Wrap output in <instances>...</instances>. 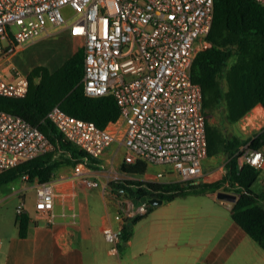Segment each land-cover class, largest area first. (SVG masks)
<instances>
[{"label":"built area","instance_id":"1","mask_svg":"<svg viewBox=\"0 0 264 264\" xmlns=\"http://www.w3.org/2000/svg\"><path fill=\"white\" fill-rule=\"evenodd\" d=\"M264 3V0H257ZM69 5L77 17L67 25L84 48V91L91 96L112 93L117 118L99 126L53 105L46 113L88 156L99 159L114 143L124 148L125 164L142 160L158 169L143 177L119 171L114 179L155 183H197L206 176V116L201 84L191 75L193 60L207 46L214 0H0V95L22 97L29 87L14 55L39 39L49 26L67 24L61 8ZM254 116L241 118L245 129ZM261 128V127H260ZM258 128V129H260ZM53 149L47 136L20 115L0 110V173ZM252 166H264V149L244 147L239 156ZM87 159L72 165V177L85 187L101 181L87 173ZM108 182L106 194L116 198L117 226L107 223L103 236L109 252L117 253L126 221L147 214L151 196L116 195ZM55 181L35 185L34 207L54 219L55 198L64 199ZM23 201L16 213L24 212Z\"/></svg>","mask_w":264,"mask_h":264},{"label":"trees","instance_id":"2","mask_svg":"<svg viewBox=\"0 0 264 264\" xmlns=\"http://www.w3.org/2000/svg\"><path fill=\"white\" fill-rule=\"evenodd\" d=\"M209 45L199 50L193 60L191 75L201 84L206 116L208 155L219 151L228 154L225 174L210 182L155 183L140 179H112L108 186L113 193L131 197L151 196L171 200L188 194L215 192L222 188L237 198L231 203L232 219L264 249V191L251 188L260 168L238 160L239 145L244 142L234 135L227 137L209 117L224 108L227 123H236L256 104L264 108V3L257 0H214L213 22L207 34ZM84 48H77L58 67L50 70L38 64L28 71L29 87L22 97L0 95V110L20 115L38 128L53 144V149L0 173V188L24 175L30 180L46 181L63 166L74 165L84 158L97 169L99 161L65 140L61 131L46 118L55 104L65 111L104 126L117 118L119 105L112 93L91 96L82 82ZM246 144L250 149H264V126L255 130ZM126 173L142 175L148 165L142 160L121 163ZM154 205L149 204L147 213ZM143 217V216H141ZM126 221L122 240L130 235L131 225L140 219ZM30 216L16 213L18 235L29 233Z\"/></svg>","mask_w":264,"mask_h":264},{"label":"crops","instance_id":"3","mask_svg":"<svg viewBox=\"0 0 264 264\" xmlns=\"http://www.w3.org/2000/svg\"><path fill=\"white\" fill-rule=\"evenodd\" d=\"M248 113L254 116L249 126L264 120V108L259 103ZM120 147L117 143L111 145L96 159L99 168L88 166V176L98 178L93 171L101 170L104 161L113 165ZM208 156L203 160L205 174L210 170L206 164L212 163L207 161ZM120 162L123 157L117 163ZM157 169L148 165L142 175H134L143 177ZM33 180L35 187L39 180ZM50 180L65 194L64 199L55 198L53 221L38 214L34 206L32 211L24 207L31 219L29 233L25 237L18 235L16 215L13 229L5 224L6 233L0 234V264H264V249L232 219V202L218 198L216 191L178 196L154 205L131 225L130 235L121 242L118 252L111 253L102 228L107 223L118 225L116 198L111 194L103 196L105 208H115L113 215L106 210L100 217H93L85 195L81 197L84 186L72 177V165L61 167ZM256 180L260 187L254 189L253 183V191H264V166ZM26 186L22 183L15 190ZM21 197L24 203L25 195L21 193Z\"/></svg>","mask_w":264,"mask_h":264},{"label":"rangeland","instance_id":"4","mask_svg":"<svg viewBox=\"0 0 264 264\" xmlns=\"http://www.w3.org/2000/svg\"><path fill=\"white\" fill-rule=\"evenodd\" d=\"M61 12L67 18V24L49 26L47 32L44 33L39 39L29 44L22 51H19L16 55H14L13 61L17 68H19L22 72L27 73L33 66L38 64L46 65L50 70H54L77 48L82 46L81 39L71 35L69 28L67 27V25L77 17L74 9H72V7L69 5H65L61 8ZM209 121L211 124L221 128L227 137L236 135L240 137L241 140H244V142L238 147L240 151L238 152L239 155L243 152L249 136L254 132L255 129H258L256 127L264 126V120L259 121V123L255 124L254 126H248L245 129L240 126L241 121L229 124L225 120L223 107H220L217 111H215L209 117ZM122 157L123 147H120L119 151L115 155L113 165L104 161L101 170L93 171V173L98 174V179H100L102 182H107L114 179L116 176H120L119 170L121 162L119 164L117 162H119ZM239 159L240 157L238 156V160ZM209 160H212V163L206 164V167L210 170L206 174L205 178L203 180H199V182H210L217 180L221 178L226 172L227 161L229 160V156L226 152L219 151L218 153L213 154V156H208L207 161ZM31 182H34V180H30L29 178L22 176L4 185V189L0 191L1 235L6 233V223H8L10 229H13L16 215V206L21 201H23L21 193L25 195L23 207H29V209L32 211L36 194L34 184ZM22 183L23 185L27 184V186L25 188L15 190ZM253 186L254 189L259 188L260 181L255 180ZM84 187L82 190H80L81 197L82 195H85L84 199H86L85 201L87 209L93 217H100V215L106 213V210H109L113 215L115 208L112 205H109L108 209L105 208L103 196H106L107 194H104L103 192L102 183H100L98 186L86 189ZM219 190L223 189L220 188ZM107 199L109 200L108 196ZM40 223H44L43 219H40Z\"/></svg>","mask_w":264,"mask_h":264},{"label":"water","instance_id":"5","mask_svg":"<svg viewBox=\"0 0 264 264\" xmlns=\"http://www.w3.org/2000/svg\"><path fill=\"white\" fill-rule=\"evenodd\" d=\"M216 196L220 199H223V200H227V201H230V202H234L237 198L236 194L233 193V192H228V191H225V190H217L216 191ZM163 201L162 198H157V197H151L149 199V203L151 205H156V204H159Z\"/></svg>","mask_w":264,"mask_h":264}]
</instances>
